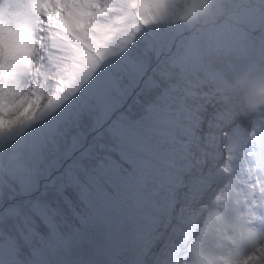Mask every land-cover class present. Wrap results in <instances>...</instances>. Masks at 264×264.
Here are the masks:
<instances>
[{
	"label": "snow or ice",
	"instance_id": "6c2138e0",
	"mask_svg": "<svg viewBox=\"0 0 264 264\" xmlns=\"http://www.w3.org/2000/svg\"><path fill=\"white\" fill-rule=\"evenodd\" d=\"M264 0H0V264H264Z\"/></svg>",
	"mask_w": 264,
	"mask_h": 264
},
{
	"label": "clouds",
	"instance_id": "9594fccd",
	"mask_svg": "<svg viewBox=\"0 0 264 264\" xmlns=\"http://www.w3.org/2000/svg\"><path fill=\"white\" fill-rule=\"evenodd\" d=\"M235 91L226 101L224 107L235 105L240 111H252L264 105V75L245 77L241 75L233 81ZM219 253L213 247L193 251L186 264H219Z\"/></svg>",
	"mask_w": 264,
	"mask_h": 264
}]
</instances>
